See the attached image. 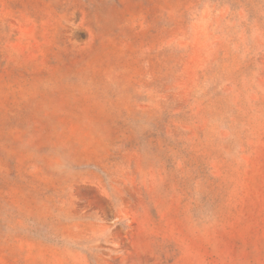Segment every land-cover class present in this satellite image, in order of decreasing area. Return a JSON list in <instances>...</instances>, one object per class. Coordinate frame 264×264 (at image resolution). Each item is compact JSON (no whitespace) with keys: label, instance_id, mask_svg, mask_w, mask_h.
I'll use <instances>...</instances> for the list:
<instances>
[{"label":"rangeland","instance_id":"1","mask_svg":"<svg viewBox=\"0 0 264 264\" xmlns=\"http://www.w3.org/2000/svg\"><path fill=\"white\" fill-rule=\"evenodd\" d=\"M0 264H264V0H0Z\"/></svg>","mask_w":264,"mask_h":264}]
</instances>
